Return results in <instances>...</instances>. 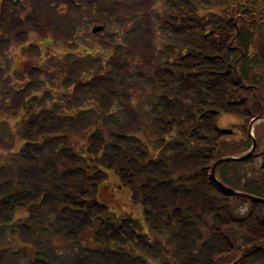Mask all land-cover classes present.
Wrapping results in <instances>:
<instances>
[{
  "label": "trees",
  "instance_id": "16d2710c",
  "mask_svg": "<svg viewBox=\"0 0 264 264\" xmlns=\"http://www.w3.org/2000/svg\"><path fill=\"white\" fill-rule=\"evenodd\" d=\"M1 5L0 264H264V121L213 168L264 115V0ZM110 173L142 219L100 201Z\"/></svg>",
  "mask_w": 264,
  "mask_h": 264
},
{
  "label": "rangeland",
  "instance_id": "374dc122",
  "mask_svg": "<svg viewBox=\"0 0 264 264\" xmlns=\"http://www.w3.org/2000/svg\"><path fill=\"white\" fill-rule=\"evenodd\" d=\"M97 24L95 23H89L87 22L85 25L81 26L80 30L83 36H86L88 38V41L86 42V45L89 50L91 51H98L100 50V45L98 41L101 40L100 37L96 36L93 38H90L88 35L89 32H91V28ZM30 42L38 43L41 45L43 52L46 54H52V55H58L65 53L67 50L66 45L61 43V42H56L54 40L50 39H44V37H40L39 35L33 34L30 36ZM85 44V43H83ZM86 45H82L83 47H86ZM10 57H11V68L12 72L14 71H22V70H27L29 67L33 66L36 63L35 58L33 59H27L25 56L22 55V50L21 46L18 45H13L10 48L9 51ZM44 58V57H43ZM42 58V59H43ZM16 118H11V124L13 128H15L16 125ZM261 120L256 121L255 127L259 125ZM238 122L237 119L233 118V116L228 115V114H222L220 117V123L223 126H231L235 125ZM254 127V136H255V128ZM14 145L18 149V147L22 143V139H20V136L17 135L16 131L14 132ZM73 141L76 144V147L78 148H83L84 142H85V137L78 134L73 137ZM253 144V141L252 143ZM252 147V145H251ZM5 150L3 148H0V161L5 157ZM244 154V153H243ZM260 158H257V161ZM110 172V171H109ZM109 174V173H108ZM114 174L110 173V176L107 178V180L102 182L99 186V191H98V197L101 202H104L111 206L115 211L118 213L121 212H129L132 213L133 216H136V218H143V206L140 204H135L131 202V191L129 188L123 187V189L118 185L117 179ZM119 181V179H118ZM87 244H92L91 240L86 239ZM61 244L60 242H58Z\"/></svg>",
  "mask_w": 264,
  "mask_h": 264
},
{
  "label": "water",
  "instance_id": "95a60500",
  "mask_svg": "<svg viewBox=\"0 0 264 264\" xmlns=\"http://www.w3.org/2000/svg\"><path fill=\"white\" fill-rule=\"evenodd\" d=\"M0 4H1V0H0ZM1 6V5H0ZM104 29L103 26H98V27H95L93 29V32L94 33H97L98 31H102ZM257 119L253 120L251 125H250V133L252 134V127L254 125V123L256 122ZM255 148H256V139L253 140V147L251 148V151L248 152L246 155H243V156H238V157H234V156H229V157H223L219 160H217V162H215V165H214V169L216 170L217 166L223 162H226V161H229V160H234V161H238V160H243V159H246L248 157L251 156V154L255 151ZM212 177L215 179V176L214 174L212 175ZM232 193H235L234 191ZM258 200H260L262 203H264V198H259ZM263 218H264V215H263Z\"/></svg>",
  "mask_w": 264,
  "mask_h": 264
}]
</instances>
